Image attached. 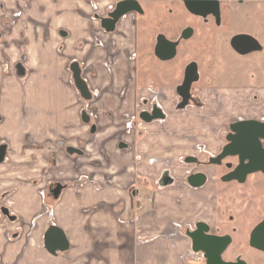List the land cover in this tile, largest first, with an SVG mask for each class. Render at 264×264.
Returning a JSON list of instances; mask_svg holds the SVG:
<instances>
[{"label": "crops", "instance_id": "0c3cea01", "mask_svg": "<svg viewBox=\"0 0 264 264\" xmlns=\"http://www.w3.org/2000/svg\"><path fill=\"white\" fill-rule=\"evenodd\" d=\"M142 1L139 0L141 5ZM108 2L110 1L48 0L46 36H40L38 39L23 35L21 37L20 30H17L19 34L17 33L14 39L19 38L21 41L20 45L24 50L22 54H30L31 65L35 62L38 64L35 71L46 72V79L45 74L40 73V79L32 80L30 84L46 87V103L53 105L50 107L52 111L55 112L57 108L65 111L60 132L67 133L71 130L73 124L68 121L74 118L75 114H68V110L73 108L74 102L84 99L79 92L77 100L71 88L75 84L71 64H80L82 77L92 93L91 99L81 101L84 105L82 108L85 107L83 111L89 112L96 119V123L93 122L91 126V132L97 139L93 147L96 150H105L107 163L117 167L119 186H122L118 189L119 195L116 194L114 182L107 175L98 173L99 166L95 167L93 164V178L54 181L48 188V196L46 183L40 178H25L35 176L33 172H29L35 160L31 153L26 157L20 155L24 148L32 150L28 146L30 142H24L26 129L22 128V120L31 118L34 125L37 115L30 111L34 107L31 103L35 102L33 92L31 96L28 95V100L17 99L19 114L17 113L14 119L16 126L7 132L16 138L15 147L20 152L19 158L16 163L8 162L6 158L0 162V260L3 264H207V260L201 259L189 262L184 255L188 248L197 253L190 234L191 228L199 222L212 229L218 225L216 188L214 191L210 186L211 178L215 174L214 169L210 172L211 165L199 168L195 174H204L206 178L204 176L205 179L199 185L190 182L189 170L195 165V161L191 159L197 158L202 162L208 160L203 158L207 155L206 152H203L201 147L198 149L199 146L196 147L195 143L200 142V146H205V151L212 155L209 156L210 159L216 156L224 145L221 146L223 140L217 122H223L227 116L238 112H264V84L239 85L233 88L220 84L217 86L218 92L213 89L216 86L210 85L211 88L200 90V105L191 103L184 108L179 107L177 84L162 85L154 72L155 76H146L140 85L137 21L142 15L129 12L117 21L113 31H108L102 26V18L109 14L116 0L111 5H106ZM224 3L221 0V14L224 10L228 15L231 14L234 10ZM254 8L259 12L263 6L257 4ZM246 18L264 22V15L260 14L253 17L251 13ZM238 34L255 38L248 29ZM167 38L177 40L172 36ZM255 39L260 44L258 50L264 51V42ZM36 54L38 57L34 59ZM171 60L172 57L160 61L166 63ZM16 68L25 69L19 64ZM255 77L252 75V80H255ZM154 85L162 90L161 94H155L165 118L160 119L161 124H158L159 120H142L144 134L139 132L138 135L130 136L128 134L131 130L126 131L127 119L132 115L139 116L143 110L149 109L148 104L144 105L142 101L145 97L154 98L148 91V87ZM223 90L227 91V94H223ZM248 90L256 91L255 101L247 93L244 94ZM13 102L12 100L11 103ZM249 116L252 118L253 115ZM39 117L44 119V116ZM202 131H206L205 135L201 134ZM31 132L34 133L35 129ZM207 133L210 137L206 136ZM208 138L212 144L206 143ZM2 143L8 147L6 142ZM10 146L9 144V148ZM123 150H128V154L121 156ZM140 153L144 161L136 173V178H140L136 187L132 183L126 184L125 178L131 177V155L139 156ZM38 157V165L46 166V156ZM181 158H184V161ZM165 167L170 168V175L175 178L173 184L160 183ZM58 184L61 190L56 194ZM147 192L152 195H147ZM148 198H154L159 205L167 202L170 209L167 221L175 218L181 226H186L184 236L178 235L181 229L179 225L178 230L169 234L171 239L163 238L159 233L152 239H138L147 232H158L164 225L159 222L162 218L148 222V217L144 214L145 222L139 224V227L116 220V208L120 199L123 204L121 215L130 218L133 201ZM4 207L9 209L10 215L3 212ZM51 225H56L64 231L69 243L68 249L52 253L46 248L45 235ZM230 232L232 234V231ZM222 233L226 231L223 229ZM234 234V241L231 248L229 247L231 250L227 249L228 252L232 251L236 242ZM175 236L178 238L173 239ZM251 248L264 252L253 246ZM239 258L244 264L264 263L262 259L247 260L242 252L225 261L235 263Z\"/></svg>", "mask_w": 264, "mask_h": 264}, {"label": "rangeland", "instance_id": "374dc122", "mask_svg": "<svg viewBox=\"0 0 264 264\" xmlns=\"http://www.w3.org/2000/svg\"><path fill=\"white\" fill-rule=\"evenodd\" d=\"M15 1L17 14L12 20L10 16L6 17L5 12L6 10H12L10 9V5L14 6ZM109 1L110 2L106 5L113 4L115 0ZM222 1L225 2L224 4L229 5L232 11H234L228 15L224 10L220 16L219 22L216 18L207 17L204 19L202 16L189 12L184 6L183 0L142 1L144 13L137 21L139 32L138 70L140 85L141 81L143 78H146V76H155L154 72L157 73V77L160 78L159 81L162 85H173L174 83L179 85L183 81L186 66L192 61L198 63L200 73L199 81L195 82L192 86L194 94L198 95L196 98L198 101L202 100L199 97L201 94L200 90L203 89L204 91L205 87H210V85L216 86L213 89L218 92L217 86L220 84L224 85L223 87L226 88H233L239 85L252 86L264 84V51L256 50L246 55H241L231 46V38L239 32L245 31V29L251 31L255 38L260 40L261 43L264 42V22H257L254 18H246L247 15H251V13L253 17L258 14H260V16L264 15V1ZM46 2H48V0H14L13 2L9 0L6 2L8 9L4 12L0 11L2 20L1 25L3 28V38L0 39V144L2 142L8 144L9 152H7L6 160L16 163L20 154L15 147V145H17L15 136L7 132L10 131L13 126H16L14 124V119L17 117L18 113L17 99L20 101L24 99L28 100V95L31 96V92H33L35 102L31 103L34 107H32L30 111L37 115L36 121L34 125H32L33 119L22 120L24 125L22 128L26 129L24 130L26 132L24 142H30L28 146H30L32 150L28 151L24 148L20 155L23 154V156L26 157L29 153L32 154L35 164H33L29 172H33L32 174L35 176L25 178H40L41 181L46 183V196H48V188L54 181L71 178H77L79 180H81V178L83 180H85L84 178H86V180L93 178L94 176H92L91 171V165L93 164L95 167L99 166L100 171H98V173L107 175L108 178L114 182L116 194L119 195L120 190L118 189L122 186H119L120 178H118L119 173L117 167L113 164H109V162L107 163L105 150H96V148L94 149L93 147V143L96 142L97 139L96 135L91 132V126L93 122L96 123V119L91 116L89 112H87L91 116L89 122H84L81 117V111L85 110V107L82 108L84 106L82 101L85 102L84 99H81L82 101L79 100V102H74L73 108L68 110V114H75L74 118L72 117V119L68 121L69 124L70 122L73 124L71 130L67 133L60 132V126L64 124V119L62 118L65 115V111L59 110L58 108L55 112L52 111L50 107L53 105L46 103V87L30 84L32 80L40 79V77H38L40 73L45 74L44 78L46 79V72L35 71L38 64L35 62L31 65L29 59L30 54H22L24 50L20 45L21 41L19 38H14L19 32L21 37L22 35L25 37L31 36L33 39L46 36ZM257 4L263 6V9L259 12L254 8ZM251 6L253 9H251ZM33 17L38 20H35ZM186 26L191 27V30L194 29V37L190 40L182 41L178 48L179 52L173 60L166 63L157 60L154 56V45L157 35L162 33L166 36H172L178 39L181 36L183 28ZM42 27H44V29ZM17 30L20 31L17 32ZM33 57L36 59L38 54ZM18 64L22 65L25 69L20 68V70H18L16 68ZM252 75L256 76L255 80H252ZM208 81L212 84H209ZM71 88L78 100L79 91L75 84ZM225 92L223 90V94H227ZM245 93L253 100L255 95L257 96L255 90H248V92H244V94ZM218 94L220 93H217V95ZM12 100L14 101L13 103H11ZM180 100L181 98L178 96V101ZM198 101L197 103L194 102L195 105H200ZM55 105L57 104L55 103ZM257 105L256 103V106ZM151 107L152 106L149 105V109ZM19 111L21 112L22 110L20 109ZM250 114L253 115V119L264 120V112L261 110H255L254 112L253 110L249 114L246 112L234 113L231 116H227L223 122H217L218 127L221 129L220 136L223 140L221 146L227 142L225 134L230 131V124L237 120L249 119V117H251L249 116ZM39 116H44V119H41ZM129 120L130 119H127V125ZM158 122V124L162 123L161 120ZM141 123V118L136 117L133 121L134 129L132 128L128 135H138L139 132L144 134L145 129H143ZM34 129L35 132L32 133L31 131ZM126 131H128V127ZM204 133H206V131H202L201 134ZM206 136L210 137V134L207 133ZM120 139L121 137H119V140ZM207 142L212 144L209 138L206 143ZM9 144L11 145L10 148ZM195 144L196 147L199 146L198 149H200V147L201 149H205V146H200V142ZM123 151L124 153H121V156H124L123 154H128V150ZM203 152L207 154L203 156V158H208L209 160V156L212 155L207 153V151L203 150ZM38 155H40V157L46 156V166L43 164L38 165ZM142 158V153H140L139 156L131 155L130 161L133 164L129 169L131 177L125 178L126 184L132 183L136 187L138 186L140 178H136V173L140 169L139 166L143 165L144 160ZM181 159L184 161V158ZM233 160L234 158L228 157L217 167V178L215 182L212 180L210 185L214 191L215 186H218L216 187L215 202L218 225L229 233H231L230 231L233 229V231H235L238 227L234 234L236 242L232 251L228 252L231 247L228 248L224 253V258H235L237 254L242 252L244 258L247 260H264V252L251 248L248 245V237L251 228L256 222L264 218V176L261 174L250 176L249 180L241 184L237 182L227 183L221 181V176L228 170L225 167V163ZM20 169L28 168L20 167ZM165 169L169 171L166 172ZM213 169L214 167L212 166L211 170L209 169L210 172H212ZM163 170V175L171 176L169 167H165ZM21 176L23 177V173H21ZM147 195H152V193L147 192ZM213 200L211 203L214 202ZM0 201L2 203V200ZM136 202L133 201L131 217L129 218L121 215L123 204L120 199L118 201V208H116V220L122 223L135 224L139 227V224L145 222V220H143L144 214L148 217V219H146L148 222H153V219L161 217L162 219H160L159 222L164 223V225H162L158 232H147L146 235H140L138 239H152L158 233L163 238L171 239L169 234L171 235V231L174 232V230H178L180 222L175 218L172 219V221H167V214L168 211H170L167 202L165 201V203L159 205L154 198H148L142 201L136 199ZM180 227L181 229L178 231V235H183V232H186V226L180 225ZM175 238L178 237L175 236L173 239ZM258 239L259 236L255 241L257 242ZM242 243L244 244L241 245ZM184 255L190 262L192 260H200L199 258L202 257L203 254L194 253L192 248H188ZM241 257H243L242 254ZM201 261H204V258H201Z\"/></svg>", "mask_w": 264, "mask_h": 264}, {"label": "water", "instance_id": "95a60500", "mask_svg": "<svg viewBox=\"0 0 264 264\" xmlns=\"http://www.w3.org/2000/svg\"><path fill=\"white\" fill-rule=\"evenodd\" d=\"M187 10L195 15L207 16L213 15L217 21H220L221 16V0H183ZM129 12L144 13V9L139 0H120L117 2L115 8L108 14V16L102 18V26L108 31H113L116 27L117 21ZM241 38L243 43H241ZM178 42L168 40L164 35L158 36V44L155 49V54L161 59H169L176 54V46ZM231 44L233 48L240 54H247L260 48L259 42L252 36L246 34H238L233 37ZM71 70L75 85L86 100L92 98V93L82 77V69L78 62L71 64ZM198 77L197 63H190L185 71V77L183 84L179 86L178 91L182 96V102L180 107H185L191 97L190 88L192 82ZM83 120L85 122L90 121V117L86 111H83ZM140 117L145 122H152L154 120H160L165 118L163 110L155 104L152 111H142ZM231 133L227 136L228 143L224 146L222 152L210 159L211 163H220L222 159L229 156H236L239 159V165L230 173L223 177L224 180L237 179L244 181L246 176L250 173L257 171L264 172V121L258 119H241L233 122L230 125ZM4 148L0 152V160L4 158ZM194 178V177H193ZM192 178L190 181L192 182ZM204 178L193 182L199 185ZM61 190V186L58 184L55 191L56 194ZM5 214L10 215L8 208L2 209ZM264 223L259 225L252 235L251 245L253 247L264 250V235L260 233L264 230ZM264 234V232H263ZM262 237H260V236ZM194 236V234H193ZM259 239L257 242L256 238ZM194 250L196 252H208L206 257L207 264H244L242 261L238 262H226L222 259V252L226 248L228 243L227 238H218L210 235H206L199 231L194 236ZM45 246L52 252L56 253L57 250H66L69 247L68 240L64 231L56 226L51 225L45 235Z\"/></svg>", "mask_w": 264, "mask_h": 264}, {"label": "flooded vegetation", "instance_id": "af4514ba", "mask_svg": "<svg viewBox=\"0 0 264 264\" xmlns=\"http://www.w3.org/2000/svg\"><path fill=\"white\" fill-rule=\"evenodd\" d=\"M7 1H9V0H0V11H5L6 9H8L7 8V4H6V2ZM14 0H11V2H13ZM118 1H120V0H116V2H115V5L113 6V7H111V9H110V12L115 8V6H116V4H117V2ZM184 3V2H183ZM12 4V3H11ZM185 6V5H184ZM3 8H5V9H3ZM10 9H12V10H6V12H5V15H6V17H9L10 16V19H12L13 20V17H15V15L17 14L16 13V1H15V4H14V6H11L10 5ZM13 9H15V10H13ZM187 9V8H186ZM13 11V12H12ZM109 12V13H110ZM14 14V15H13ZM141 15H143V14H141ZM108 16V15H107ZM203 17V16H202ZM207 17H212V18H216V17H214L213 15H207V16H205V17H203L204 19H206ZM8 19V18H7ZM11 21V20H10ZM2 20H1V16H0V39H2L3 38V32H2V30H3V28H2ZM4 24H5V22H4ZM7 24H9V23H7ZM160 34H162V33H159L158 35H157V37H156V43H155V47H154V54H155V49H156V46H157V44H158V36L160 35ZM194 34H195V31H194V29H192L191 30V27H188V26H186L184 29H183V31L181 32V36H180V38H178L177 40H173V41H175V42H178V44H177V46H176V54L172 57V59H174L176 56H177V54H178V48H179V46L181 45V43H182V41H186V40H190V39H192L193 37H194ZM162 35H164V34H162ZM166 38H167V36L166 35H164ZM168 39V38H167ZM169 40V39H168ZM170 41H172V40H170ZM232 41V40H231ZM2 44V43H1ZM155 56H156V58H158V59H160V60H162L161 58H159L156 54H155ZM192 62H195V63H197L196 61H192ZM191 62V63H192ZM190 64V63H189ZM188 64V65H189ZM187 65V66H188ZM187 66H186V68H187ZM197 66H198V63H197ZM186 68H185V71H186ZM185 71H184V77H185ZM200 73H199V67H198V77H197V79H195L193 82H192V85H191V88H190V94H191V97H190V99H189V102H188V104L186 105V106H188L189 104H191V103H197V101L198 100H196V98L198 97V95H196V94H194V90H192V86H193V84H195V82H198L199 81V78H200V75H199ZM183 81H184V78H183ZM183 81H182V83L181 84H179L178 86H177V95L178 96H180V98H181V100H180V102H179V107H180V103L182 102V96L179 94V91H178V88H179V86H181L182 84H183ZM148 91L149 92H151L152 93V95H156L155 94V92H157V93H162V90H160V88L158 87V86H151V87H148ZM157 96V95H156ZM255 97H256V95H255ZM152 101H154L153 100V98H150V97H145L144 99H143V101H142V103L144 104V105H147L148 104V107H149V104H152V103H154V105L156 104V102L154 101V102H152ZM199 102V101H198ZM154 105H153V107H154ZM151 106V105H150ZM159 107H160V104L158 105ZM153 107H152V109H153ZM184 108V107H183ZM152 109L150 108V109H147V110H143V111H149V112H151L152 111ZM136 117H139V118H141L140 117V114H139V116H137V115H134V118L136 119ZM249 119H253V118H249ZM142 120V119H141ZM261 121H264V120H261ZM232 124V123H231ZM230 124V125H231ZM229 129H230V131H228L226 134H225V139H226V144L228 143V140H227V136L231 133V128H230V126H229ZM226 144H224L223 145V147L221 148V150H220V152H219V154L222 152V150H223V148H224V146L226 145ZM263 145H264V140H263ZM4 148V158H3V160L7 157V150H8V147H7V145H5V144H3V143H1L0 144V152H1V149H3ZM202 151L204 150L205 151V149H201ZM219 154H217L216 156H218ZM216 156H214V157H216ZM230 158H234V160L233 161H227L226 163H225V167L228 169L222 176H221V181H223V182H227V183H230V182H237V183H239V184H241V183H245L247 180H249L250 178V176H253V175H256V174H261V175H263L264 176V172H262V171H257V172H254V173H250V174H248L247 176H246V178L244 179V181H239V180H237V179H232V180H228V181H226V180H224L223 179V177L225 176V175H227L228 173H230L232 170H234L238 165H239V159H238V157H236V156H229ZM226 158H228V157H226ZM226 158H224V159H222L221 160V162L220 163H216V164H213V163H211L210 162V160H207V161H205V162H202V161H200L199 159H197V158H193V159H191V160H193V161H195L194 163H195V165H194V167H192L190 170H189V173L191 174V178L193 179L192 180V184H194L193 182H195V181H198V180H201V178H204V176H205V178H206V175H204V174H195V172L196 171H198L199 170V168H202V167H207V166H213L214 167V175H213V177L211 178L212 180H214V182H215V179L217 178V167L218 166H220L221 165V163H223V161L226 159ZM3 160H0V162H2ZM194 177V178H193ZM190 178V179H191ZM204 178V179H205ZM175 182V178H173L172 176H169V175H163V178H161V180H160V183H162V184H164V185H170V184H173ZM217 185V184H216ZM216 187H218V186H215V188ZM230 220H232V219H230ZM231 222H233V221H231ZM234 223V222H233ZM262 223H264V218H262L261 220H259L258 222H256L254 225H253V227L251 228V230H250V233H249V237H248V245L250 246V247H252L251 246V241H252V235H253V233H254V230L259 226V225H261ZM264 227V226H263ZM237 229H238V227H237ZM237 229L235 230V231H233V230H231L233 233H235L236 231H237ZM222 230H223V228L221 227L220 228V226L219 225H217L216 226V228H214V229H212V228H210V227H207V226H205V225H202L200 222L199 223H197L196 224V226L194 227V228H191V232H190V234H191V236H192V239L194 238V236H195V234H197L199 231H201V233H203V234H206V235H210V236H213V237H218V238H227L228 239V243H227V245H226V248L223 250V252H222V259H224V261L226 260L225 258H224V253L227 251V249L233 244V241H234V239H233V236H232V234L231 233H228V232H226V233H222ZM263 232H264V230L260 233V235H264L263 234ZM193 234H194V236H193ZM259 235V236H260ZM260 237H262V236H260ZM193 242H194V239H193ZM244 243H242L241 245H243ZM196 252V251H195ZM198 253V252H197ZM199 253H202L203 254V256H202V258H204V260H206V257H207V255H208V252L207 251H205V252H199ZM241 258H239V259H237V260H240Z\"/></svg>", "mask_w": 264, "mask_h": 264}, {"label": "built area", "instance_id": "2783aa9c", "mask_svg": "<svg viewBox=\"0 0 264 264\" xmlns=\"http://www.w3.org/2000/svg\"><path fill=\"white\" fill-rule=\"evenodd\" d=\"M153 100L156 102L157 105H159V103H158V101H157V99H156V95H154ZM154 101H152V102H154ZM153 105H154V103L151 104L152 107H153ZM152 107H151V109H152ZM129 119H130V120H129V122H128L127 127H128L129 130H131L132 128L134 129V126H133V121L135 120L134 115L129 116ZM0 206H1V201H0ZM201 254H202V253H201ZM202 256H203V255H202ZM201 258H202V257H200L199 259H201Z\"/></svg>", "mask_w": 264, "mask_h": 264}, {"label": "snow or ice", "instance_id": "6c2138e0", "mask_svg": "<svg viewBox=\"0 0 264 264\" xmlns=\"http://www.w3.org/2000/svg\"><path fill=\"white\" fill-rule=\"evenodd\" d=\"M241 43H243V40H242V38H241Z\"/></svg>", "mask_w": 264, "mask_h": 264}]
</instances>
